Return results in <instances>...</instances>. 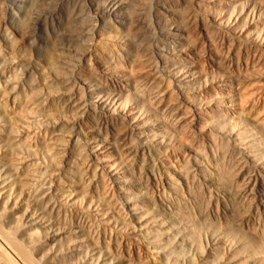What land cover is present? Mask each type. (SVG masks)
Instances as JSON below:
<instances>
[{
    "label": "rangeland",
    "instance_id": "1",
    "mask_svg": "<svg viewBox=\"0 0 264 264\" xmlns=\"http://www.w3.org/2000/svg\"><path fill=\"white\" fill-rule=\"evenodd\" d=\"M111 1L116 19L95 10ZM157 20L184 34L159 36ZM0 29V184L21 203L1 221L29 256L8 249L11 264H264V0H0ZM171 69L192 70L187 98ZM80 79L146 124L136 134L120 118L84 117L111 144L94 154L124 191L87 168L92 144H68L70 124L47 127L83 114ZM30 214L32 243L20 235Z\"/></svg>",
    "mask_w": 264,
    "mask_h": 264
},
{
    "label": "bare ground",
    "instance_id": "2",
    "mask_svg": "<svg viewBox=\"0 0 264 264\" xmlns=\"http://www.w3.org/2000/svg\"><path fill=\"white\" fill-rule=\"evenodd\" d=\"M48 1V0H47ZM211 2L213 3H216L218 4V6L223 7L225 8L226 5H229L231 1L233 0H210ZM117 2L114 1V2H109V3H104V4H99V5H96L95 7V10L97 13H100L102 15H107L113 19H116L117 15H116V4ZM94 6V5H93ZM14 12V11H13ZM11 14V13H10ZM33 20V19H32ZM217 21V20H216ZM97 22V21H96ZM117 22H119L120 24H123V21L122 20H118ZM125 22V21H124ZM218 24H222L221 21H217ZM113 25V23H112ZM144 25V24H143ZM148 25V24H147ZM141 26V25H140ZM117 27V26H116ZM147 27V26H146ZM149 28L150 25H148ZM155 27V26H154ZM156 28L158 30V34L159 36L161 37H164V38H168V39H174L175 41L181 37L183 34H184V29L183 27L177 25V24H174V23H166V22H161L159 20H157V23H156ZM6 29V28H5ZM77 29V28H76ZM75 29V30H76ZM1 30V29H0ZM82 30V29H81ZM5 31V30H4ZM74 31V30H73ZM7 33V32H6ZM83 33V32H82ZM10 34V33H9ZM12 34V33H11ZM10 34V35H11ZM5 35V33H4ZM3 35V38L7 41L9 40V38L7 37V34L6 36ZM63 35V34H62ZM78 34H76L77 36ZM81 36V35H80ZM13 39V38H12ZM73 39V36H66L64 38L66 44L68 46H70L72 43ZM153 39V38H152ZM163 41V40H162ZM75 43V42H74ZM59 45V44H58ZM72 46V45H71ZM177 50V49H176ZM57 51V50H55ZM68 51V50H67ZM154 53L156 54L158 60L160 63L162 64H165L166 62H168L169 58L171 57H168L165 53V51L163 49H160L159 47H154ZM176 53V52H175ZM179 55L182 56V54L184 53L183 51V48H180L178 49V52H177ZM172 55V54H171ZM174 55V54H173ZM178 55V56H179ZM3 56V55H2ZM70 56V55H69ZM72 56V55H71ZM176 56V55H174ZM1 57V55H0ZM52 57V56H51ZM75 57V56H74ZM180 57V56H179ZM155 58V57H154ZM80 60V59H79ZM81 60L82 61H85L86 60V55L83 54L81 56ZM157 60V61H158ZM174 60V59H173ZM71 62V61H70ZM176 62V61H175ZM53 63V62H52ZM184 63V62H183ZM60 64V63H59ZM185 64V63H184ZM64 65V64H63ZM177 65V64H176ZM58 66V65H57ZM157 66V65H156ZM37 67V66H35ZM67 67V66H65ZM29 69V68H28ZM56 70V69H55ZM15 71V70H14ZM22 72V71H21ZM58 72V71H57ZM162 72V71H161ZM3 73V72H2ZM106 73V72H105ZM168 74L171 75V77L174 79V82L177 84V86L179 87V89L181 90V93L183 95L184 98H187V95L184 93L183 89L185 87V85H187L188 83H190L191 80H193L194 78V74L192 72V70H188V71H184V72H181V71H169V72H166ZM4 74V73H3ZM1 74V76L3 75ZM108 76H109V80L112 84H116V81L117 83L120 81L119 79V75H118V72L117 71H108ZM48 79V78H47ZM84 79V78H83ZM79 80V86L77 88H75L73 90V96L74 97V100L75 102L79 103V105L83 108L82 111H83V114L81 116H78L76 118H73V119H65V118H61L58 119V120H53L51 122L48 123V129H50V131H55L54 129H56L59 124H61V122L63 123H66V124H70L71 127L73 128V131L70 132L68 138H67V142L68 144H71L72 146L74 145H78L80 140V136L83 135V138H85V142L88 144H92V145H88V150H89V157H90V160H89V163H88V167L90 170L93 169L95 171V173L97 175H101V176H104V174L108 175L109 176V179L112 181L111 183H114V186H116L118 188V190L120 191H124L125 190V186L123 184V179H122V175H120V171L118 169H113V168H108L106 166V164H101V161H100V158L96 157L95 154H94V146L93 144L97 145V146H101V147H109L111 146V144L109 143H106V141L102 140L101 139V133H100V130L97 129V128H94V126L90 127L88 125V123L86 124L85 122V119L84 117H88L89 114H97L101 119L100 123L101 124H105L107 123V120L109 119H115V118H120V119H123L125 121H127V124H128V127H129V130L133 133H140L142 131L143 128H145V122L144 121H136L133 119V117L129 116V115H125L124 113H122L120 110H118V108H116V106H114V104L107 100L106 98H104L102 95H100V90L98 89H94L92 88L88 83H86L84 80ZM5 80V79H4ZM67 81V80H66ZM64 82V81H63ZM45 83V82H44ZM5 84V83H4ZM48 84V83H47ZM22 85V84H21ZM76 85V84H75ZM12 86V85H11ZM48 86V85H47ZM111 86V85H110ZM17 87V86H16ZM14 87V88H16ZM52 87V86H51ZM74 87V86H73ZM13 88V89H14ZM4 89V88H3ZM83 89V90H81ZM71 90V89H70ZM69 91V90H68ZM28 96V95H26ZM39 96V95H37ZM70 96V95H69ZM16 97V96H14ZM30 96H28L29 98ZM33 97V96H32ZM35 98V96H34ZM69 98V97H68ZM33 99V98H32ZM39 99V98H38ZM47 99V98H46ZM49 99V98H48ZM70 99V98H69ZM15 100V98H14ZM13 100V101H14ZM26 100V99H25ZM28 100V99H27ZM30 100H31V97H30ZM39 101V100H38ZM37 101V102H38ZM15 103V101H14ZM39 105V104H38ZM19 106V105H18ZM69 106V105H68ZM75 106V105H74ZM79 107V106H78ZM14 108V107H13ZM75 108V107H74ZM80 108V107H79ZM79 110V109H78ZM81 111V112H82ZM37 113V112H36ZM72 113V112H71ZM75 113V112H74ZM27 118V117H26ZM67 118V117H66ZM41 122V121H40ZM62 123V124H63ZM106 125V124H105ZM26 126V125H25ZM102 126V125H100ZM70 127V129H71ZM17 128V127H16ZM101 128V127H99ZM1 130V129H0ZM83 130H86V134L83 133ZM46 131V130H45ZM49 131V132H50ZM5 132V131H3ZM85 132V131H84ZM0 133H2V131H0ZM83 133V134H82ZM142 133V132H141ZM53 137V136H52ZM18 138V137H17ZM49 139V138H48ZM55 139V137H54ZM104 139V137H103ZM11 140V139H10ZM24 140V139H23ZM43 140V139H42ZM45 140V139H44ZM43 140V142H45ZM51 140V138H50ZM14 141V140H13ZM53 141V140H52ZM245 141V140H244ZM48 142V141H47ZM252 142V141H251ZM19 143V142H18ZM14 144V143H13ZM66 144V143H65ZM51 145V144H50ZM53 146V145H52ZM57 146V145H56ZM69 146V145H68ZM44 147V146H42ZM81 147V146H80ZM79 147V148H80ZM147 145L146 144H141V148L144 149L146 148ZM237 147L241 149L240 152L242 153H245L247 154L248 156H251V154L249 153L248 150H246L244 148V146H242L241 144H239V140H238V144H237ZM48 148V147H47ZM50 148H48L49 150ZM51 151V149H50ZM143 151V150H142ZM56 152V151H55ZM9 153V152H8ZM54 153V152H53ZM56 154V153H55ZM82 154V153H81ZM8 157V156H7ZM55 157V156H54ZM9 158V157H8ZM27 158V157H26ZM29 158V157H28ZM58 159V158H57ZM10 160V159H9ZM16 160V159H15ZM22 160V159H21ZM24 160V159H23ZM4 161V160H3ZM75 161V160H74ZM86 161V159H85ZM84 161V162H85ZM35 163V161H33ZM61 162V161H60ZM63 162V161H62ZM6 163V162H5ZM12 163V162H11ZM68 165H69V168H70V172L72 174H76L73 169V164L70 162H67ZM31 164V163H30ZM37 164V163H36ZM35 164V165H36ZM56 164V163H55ZM77 164V163H76ZM17 165V164H16ZM67 165V166H68ZM85 165V164H84ZM43 166V165H42ZM17 167V166H16ZM16 167L12 165V169L17 172L16 170ZM19 167V166H18ZM40 168V167H38ZM72 168V169H71ZM28 169V168H27ZM26 169V170H27ZM45 169V168H44ZM66 169V168H65ZM52 170V169H51ZM68 170V169H67ZM45 171H48V170H45ZM74 171V173H73ZM258 170H256V173L258 175H260V172H257ZM27 172V171H26ZM29 172V171H28ZM60 172V171H59ZM90 172V171H89ZM22 173V172H20ZM50 173V172H49ZM26 174V173H25ZM19 175V174H18ZM24 175V174H23ZM20 176V175H19ZM56 176V175H55ZM70 176V175H69ZM89 176V175H88ZM57 177V176H56ZM90 177V176H89ZM105 177V176H104ZM31 178V176H30ZM70 179V177H68ZM72 178V177H71ZM93 178V177H92ZM107 178V176H106ZM105 178V179H106ZM60 179V178H59ZM59 179H55L56 180V185L54 186H57L56 188L55 187H52L54 188L55 190H59V188H62L64 189V185L63 183L61 182V180ZM108 179V180H109ZM109 180V181H110ZM72 181L74 182L73 178H72ZM106 181V180H105ZM6 182V181H5ZM5 182H3L2 184H0V238L3 239V242L2 244H0V264H11L12 263V260H11V256L9 254V252H12L13 255L15 254V257L16 255L20 256V257H23V258H27L29 257L27 255V252L24 248L25 245H22L21 242L19 241H14L12 240V236L10 234V231L9 230V227L8 228H5L2 224V219L3 220H9L8 223H11V221H13L14 219V215L15 213H17V210L21 208V203L16 201L15 199H13L10 195H9V189H8V186ZM21 182V181H20ZM51 182V181H50ZM71 182V180H70ZM72 182V183H73ZM104 182V181H103ZM102 182V183H103ZM107 182V181H106ZM105 182V183H106ZM75 183H78L75 181ZM80 183V182H79ZM78 183V184H79ZM33 184V183H32ZM53 184V183H52ZM92 184V183H91ZM65 185H67L65 183ZM104 185V184H103ZM28 186V185H27ZM23 187V186H22ZM66 187V186H65ZM108 187V185H107ZM29 188V187H28ZM84 188V187H83ZM82 188V189H83ZM105 188V187H104ZM20 189V188H19ZM24 189V188H23ZM22 189V190H23ZM68 189V188H67ZM106 189V188H105ZM47 190V189H46ZM34 191V190H33ZM38 191V190H37ZM37 191L35 190V192L37 193ZM65 191V189H64ZM67 191V190H66ZM69 191V189H68ZM28 192V190H27ZM40 192V190H39ZM102 192V191H101ZM109 192V191H108ZM30 193V192H29ZM111 194V193H110ZM32 195V194H31ZM34 196V195H33ZM39 196V195H38ZM52 196V195H51ZM108 196V195H107ZM34 197H37V196H34ZM33 198V197H32ZM38 198V197H37ZM36 198V199H37ZM72 198V197H71ZM45 199V198H44ZM50 199V198H49ZM48 199V200H49ZM43 200V199H42ZM56 201V200H55ZM40 202V201H39ZM41 203V202H40ZM49 204V203H48ZM53 205V204H52ZM56 205V204H55ZM132 213L135 214V206L134 205H130V208ZM20 211V210H19ZM43 211V210H41ZM114 211V210H113ZM90 214V213H89ZM105 215V213H104ZM136 217V216H135ZM26 222L25 224H27V227L25 229H23L22 233L20 234L21 236L25 237L26 239H28V242H31L32 243V234H29L30 230H32L33 228V225L36 224V221L32 218V215H26ZM139 223V222H138ZM38 224V223H37ZM29 227V228H28ZM27 229H30L29 231H27ZM33 231V230H32ZM29 232V233H28ZM15 234V233H14ZM31 235V236H30ZM116 235V234H115ZM57 236V235H56ZM59 236V235H58ZM93 237V236H92ZM54 239V237L52 238ZM97 239V238H96ZM56 240V239H55ZM26 243V242H25ZM24 244V243H23ZM125 248V247H124ZM10 251H9V250ZM125 250V249H124ZM9 251V252H8ZM12 255V256H13ZM18 257V258H20ZM16 259V258H15ZM29 260V259H28Z\"/></svg>",
    "mask_w": 264,
    "mask_h": 264
}]
</instances>
